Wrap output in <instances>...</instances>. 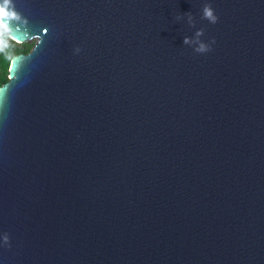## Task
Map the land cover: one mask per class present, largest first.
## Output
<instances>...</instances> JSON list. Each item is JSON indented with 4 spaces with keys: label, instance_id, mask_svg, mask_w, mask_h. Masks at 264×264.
Returning <instances> with one entry per match:
<instances>
[{
    "label": "water",
    "instance_id": "water-1",
    "mask_svg": "<svg viewBox=\"0 0 264 264\" xmlns=\"http://www.w3.org/2000/svg\"><path fill=\"white\" fill-rule=\"evenodd\" d=\"M9 7L0 264H264V0Z\"/></svg>",
    "mask_w": 264,
    "mask_h": 264
},
{
    "label": "clouds",
    "instance_id": "clouds-1",
    "mask_svg": "<svg viewBox=\"0 0 264 264\" xmlns=\"http://www.w3.org/2000/svg\"><path fill=\"white\" fill-rule=\"evenodd\" d=\"M11 0H3L0 4V33L6 32L13 22H22L27 24L26 19H22L21 16L9 7ZM203 18L208 20L210 23L215 24L217 22V16L214 14V10L211 5L206 4L203 8ZM197 37L203 35V30L197 31ZM185 44L189 43V40L185 38ZM214 42V41H213ZM210 50V45L201 42L195 49L198 53H205ZM7 239V238H6Z\"/></svg>",
    "mask_w": 264,
    "mask_h": 264
},
{
    "label": "trees",
    "instance_id": "trees-1",
    "mask_svg": "<svg viewBox=\"0 0 264 264\" xmlns=\"http://www.w3.org/2000/svg\"><path fill=\"white\" fill-rule=\"evenodd\" d=\"M35 41L16 42L9 37L8 31L0 33V85L8 79V69L12 57L19 53L31 51Z\"/></svg>",
    "mask_w": 264,
    "mask_h": 264
},
{
    "label": "rangeland",
    "instance_id": "rangeland-1",
    "mask_svg": "<svg viewBox=\"0 0 264 264\" xmlns=\"http://www.w3.org/2000/svg\"><path fill=\"white\" fill-rule=\"evenodd\" d=\"M34 41H36V39H34Z\"/></svg>",
    "mask_w": 264,
    "mask_h": 264
}]
</instances>
